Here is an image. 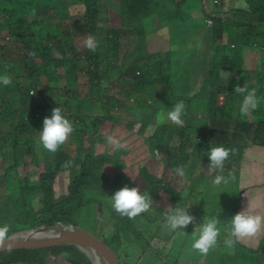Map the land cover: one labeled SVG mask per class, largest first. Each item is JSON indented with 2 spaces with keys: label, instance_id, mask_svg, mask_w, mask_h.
Listing matches in <instances>:
<instances>
[{
  "label": "trees",
  "instance_id": "16d2710c",
  "mask_svg": "<svg viewBox=\"0 0 264 264\" xmlns=\"http://www.w3.org/2000/svg\"><path fill=\"white\" fill-rule=\"evenodd\" d=\"M34 1L0 0V14L3 17L0 19V70L3 69L4 74L12 78L9 86L0 84V159L4 166L0 180L12 174L10 189L3 187L0 195L13 202L15 215L20 217L21 227L14 230L33 227L58 213L69 217L73 208L82 207L87 200H101L102 206L106 204L111 207L115 219L114 236L110 241L101 238L117 252L121 262V249L125 251L126 247L141 240L144 241L143 248L150 249V240L144 234L153 238L159 232L167 231L164 226L166 210L160 203L163 188L170 187L173 208L178 204L185 208L188 206L189 198H181V190L186 187L184 182H168L166 177L152 181L147 162L155 152L165 151V161L170 166L174 165L176 158L183 156L187 174L199 162L209 171L210 159L207 154L211 147L222 145L234 148L235 154L230 155L225 162V172L241 168L247 149L252 147L251 143L256 141L258 144L260 141L254 135L257 127L259 131L264 123V70L257 62L253 73L258 75V79L253 75L248 76L252 69L244 64V56L237 54L239 44L230 37L238 36L242 50L264 49L261 33L251 23L264 22V0L254 1L256 5L249 14L258 15L249 18L224 16L222 5L213 3L212 7L205 6L207 13L202 11L206 17L221 22V28L215 21L211 30L214 31L218 26L221 39L224 37L225 42L230 40L234 44V47L231 46L233 51L224 53L222 58L213 56L208 72L197 68L192 57L177 56L175 60H171L174 55L171 49L166 53L167 61H163L166 55L153 57V53L141 46L133 51L126 49L123 53L126 45L123 43L124 37L131 36L133 32L146 35L151 29L125 26L121 16L117 17L120 19L119 25L113 27L117 18L111 25L104 22L107 34H97L102 15L93 0H73L70 5H64L63 10L58 5L61 0H53L56 1V9L66 10L59 25L69 26L70 29L75 21V17L71 16L73 12L70 6L83 4L85 8V30L87 34L94 35L99 47L95 53L87 48L76 47L71 42L72 38L68 37L70 29L59 31L56 27H51L56 20L46 18L42 21L40 18L26 16V13H18V4L34 5ZM146 1L145 13L159 15L157 21L162 25H169L171 29L178 21L175 24L173 20L161 21V11L163 13V9L169 7L173 16L179 15L188 0H171L173 4L167 0ZM192 1L194 10H199L207 0H201L200 4ZM110 3L116 1L108 0V6ZM217 13L222 16H216ZM109 14L111 10L107 9V18ZM183 20L184 17L180 19L181 22ZM186 20L190 21L192 18L187 16ZM45 25H48V31L46 37H43ZM208 38H211V34H208ZM103 39H107V42L104 43ZM170 39L173 44V32ZM228 43L221 44L223 47L217 45L215 50L220 51ZM189 48L193 46L189 44ZM36 54L40 57L41 68L38 67ZM16 56L20 59H16ZM15 60L23 62L27 76L31 77L30 85L24 87L21 78L13 74L12 65L17 62ZM217 68L229 71L230 75L225 83L212 85L210 80ZM137 71L141 74L138 75ZM242 72L247 73V76H241ZM81 83L89 86L88 97L100 108L93 113L94 116L80 104ZM245 83L250 90H256L260 102L257 109L247 117H241L239 106L243 96L235 94L234 88L237 84L244 86ZM180 100L187 105V114L182 117L183 123L176 125L167 119V112ZM56 104L66 118L73 122L74 129L79 125L86 129L88 146L82 155L72 156L65 144L62 145L55 153L54 163L51 160L49 166L40 170L34 180L31 173L21 174L31 164H38L36 151L30 147L36 126L31 120L32 106H36V115L39 116L40 111H51ZM118 112L121 114L117 115ZM159 112L162 113V124L171 126L175 132L169 142L145 135L149 127H156L151 120ZM126 113L137 114L138 121L128 120ZM124 114L127 124L122 126L118 121ZM100 122H103L102 127ZM107 132L120 140L124 147L117 150L110 145L107 142ZM259 149L261 147L257 146V150ZM71 164H75L77 172L71 174L68 191L57 196L58 175L69 172ZM206 173L202 169V179L210 175ZM139 176H146L151 183L153 207L134 219L120 216L112 207L111 196L126 185L134 187ZM34 194L40 201L38 208H35L32 201ZM152 228L156 229L155 233L150 232ZM236 244L239 245L240 242ZM60 252H66L74 264H92L86 254L74 245L3 251L0 252V264H46V254L56 256ZM126 255L129 258V254Z\"/></svg>",
  "mask_w": 264,
  "mask_h": 264
},
{
  "label": "rangeland",
  "instance_id": "374dc122",
  "mask_svg": "<svg viewBox=\"0 0 264 264\" xmlns=\"http://www.w3.org/2000/svg\"><path fill=\"white\" fill-rule=\"evenodd\" d=\"M30 2L32 0H26ZM53 0H42V1H34L33 3H20L17 5L18 13L25 14L31 18H40L42 21H45L46 18L56 20L55 24L51 27H56L57 30L61 31L65 28L70 29L69 26L64 27L63 25H59L60 19L61 21L65 17L63 15L65 11L63 10L64 5H70L73 0H61L58 4L60 5L61 10L55 8L54 3L56 1ZM94 4L97 8H100V12L102 18L100 19L97 34H107L106 29L103 23H106V11L107 9H112L111 14L119 13L120 10L121 15L125 17V9L123 10L124 14L121 12V6L116 9L110 8L112 3L108 6V0H93ZM116 1V0H115ZM168 2L171 0H167ZM196 4H200L201 0H195ZM136 3V0H135ZM193 1L188 0L183 8V12L179 15H174L169 11V7L163 9V13L161 11L160 20H173V24L175 21H178L177 24L172 25L171 29L174 34V42L170 45L168 40V33L159 35V39L154 42L152 47L153 54L152 56L158 55H166L168 52L167 45L169 44V49L172 50L173 56L177 54L178 57H192L194 58V63L197 68L201 69V63H199L195 59V53L197 51L195 40L200 38L199 41L203 38H206L208 34H211V39L216 43L217 40L221 44H227L225 48H222L221 56L223 57L224 53L232 52L231 42H225L224 37L221 39V36L218 32V26L221 28V22H219L218 26L214 31L211 30L207 26L205 14L200 12L199 10H194L192 6ZM126 5L125 3L123 4ZM213 0H207L205 2L206 7H212ZM36 7V8H35ZM102 7V8H101ZM109 7V8H107ZM77 13H71L72 17H75V21H73V27L70 29L68 37L72 38L71 42L77 47L79 46L81 49H85L84 40L88 36H93L92 34H87L85 30V17H84V6L80 4L77 8ZM142 7H139L138 11H134L137 14H141ZM70 11V10H69ZM114 11L116 13H114ZM110 12V11H109ZM111 14H109V20L111 19ZM224 16L232 17L231 15H227V13H222ZM220 13H217L216 16H220ZM187 16L191 17L192 20L187 21ZM222 16V15H221ZM184 17V20L181 22L180 19ZM3 18L0 14V19ZM117 16H114V19ZM121 18V17H120ZM113 19V20H114ZM159 19V17L157 18ZM157 19L156 28L157 33ZM37 20V19H36ZM119 20L114 23L113 27L119 25ZM154 20H147L146 27L149 28L153 24ZM110 25V23H108ZM44 26L43 29V37H46L48 28ZM141 27V26H138ZM144 27V26H143ZM166 28H170L169 25H166ZM137 36V35H132ZM95 38V37H94ZM231 40H236L239 44V48L237 50V54H241L244 57V63L246 67L252 69L249 72L248 76H256L258 79V75L253 73V70L257 68V62L259 63L261 69L264 70V49L256 51L252 49L250 51L251 58L247 56V51L243 49V46L240 45V40L238 36H231ZM8 39H6L7 41ZM137 41L134 38L132 41ZM145 40V38L141 39ZM103 42L106 43L107 39H103ZM17 44L19 42H16ZM136 43V42H135ZM254 42L252 41L251 44ZM189 44L193 46V48H189ZM126 49L133 51V44H126ZM219 51V52H220ZM242 51V53H241ZM37 53V50H36ZM176 53V54H175ZM123 55V54H122ZM166 58L163 61H167ZM16 59H20L17 56ZM172 58L171 60H173ZM12 65V72L15 75H18L23 81V86L30 85L31 77L27 76V69L25 70L23 62L19 60ZM36 61L38 62V67L41 68V60L36 54ZM217 72H214L210 83L212 85H217L219 83H225L230 75L229 71L224 70L223 68H218ZM0 74H4L3 69L0 70ZM241 76H247V73L242 72ZM196 78V76L194 77ZM261 81V80H260ZM109 84V82H108ZM1 86H3L1 84ZM24 86V87H25ZM80 95H82V108L86 109V111L92 115L94 112H98L100 108L93 104L88 97L89 86L85 83L80 84ZM58 93L57 91H55ZM121 94V93H116ZM2 93L0 90V97ZM119 96V95H117ZM58 107L57 104L54 108ZM52 108V109H54ZM51 111L41 112L39 116L36 115L37 108L36 106H32L31 111V120L36 125L34 138L30 143L31 149L36 151L38 164H31L28 169L22 170V173H31L35 178L38 176V172L40 170H45L49 164L55 160V153L48 152L43 148L42 145L38 144L39 132L42 131L43 128V119L47 116H51ZM88 114V115H89ZM121 113H117L119 115ZM128 120L138 121L137 114L126 113ZM162 113L154 114V118L151 120L152 123L156 125L149 127V131L146 132V136H156L159 141L169 142L172 136L175 134L174 130L171 126H166L162 124ZM71 121V120H70ZM119 124L125 126L127 124V118L124 114L123 118L120 119ZM89 123V121H88ZM103 122H100V126L102 127ZM103 130V129H102ZM106 132V130H104ZM108 136H112L110 132H107ZM87 131L84 127H79L74 130V132L69 137L68 141L65 143V148L71 153L72 156H80L84 149L88 146V140L86 138ZM255 138L260 140L257 144L256 141L251 143L252 147L247 149V153L244 156L243 164L241 168L232 170V171H219L218 173H211V171L207 169L206 166H203L200 162L197 163L194 169L186 174L185 177L176 176L173 171L175 167L179 165L185 166V159L183 156L176 158L173 166H170L165 161V151L155 152L148 160L147 167L150 170L149 174L153 177V180H159L161 177H166L167 181L169 180L173 182H184L185 188L181 190V198H189L187 203V208L189 212L192 213L196 217L195 224H190L186 229L178 230L177 232H172L169 229L164 232H159L155 237L150 238L147 233L144 234L150 240L151 248L144 249V241L141 240L136 242L135 244L126 247L120 250V254L122 256L121 262H125V264H264V231H261L257 236L247 238L240 242L239 245L235 243L232 248H228L224 245V239L228 238V221L238 212L242 211L250 202L251 209L254 213H259L264 215V123L261 124V127H258L255 131ZM257 146H260L261 149L257 150ZM29 160V158L27 157ZM3 162L0 159V175L3 174ZM54 163V162H53ZM206 167V168H205ZM38 169V170H37ZM202 169H204L207 175V178L202 179ZM37 170V171H36ZM76 166L75 164H71V169L69 172L60 173L57 178L56 183V191L57 196L62 195L68 191V182L70 181L71 174H75ZM116 172V171H115ZM14 173V172H12ZM229 173L235 176L234 181H230L227 185H221L219 187H214L212 181L214 180L216 175H224L228 176ZM37 174V175H36ZM212 174V175H211ZM36 175V176H35ZM132 181V178H129ZM12 174L7 175L5 178L0 180V190L3 187L9 188L11 186ZM194 186V187H193ZM139 187L141 192H148L152 195L151 192V183L147 179L146 176H139L136 179L135 186ZM162 199L160 201L161 205L167 211L169 207H172L173 201L171 199V191L170 187L163 188L161 190ZM33 204L35 208L40 206V201L37 196L34 194L32 197ZM101 200H87L82 207H75L68 214L71 221L76 224L83 226L84 228L92 231L100 237L107 238V241H110L114 235V225L115 219L112 216V209L108 205H101ZM208 211V213H205ZM218 217L221 221L219 227L221 229V235L218 240L217 246L212 249L207 255H200L198 252L191 249L192 243V234L194 232V228L197 225H200L204 222L205 217ZM222 219L224 221H222ZM5 224L9 225L10 230L19 229L21 227L20 217L15 215V209L13 208V202L7 199L5 196L0 195V226H4ZM16 231V230H14ZM156 229L152 228L150 230L151 233H155ZM185 231L187 234H178L180 232ZM126 239L123 241L125 245ZM59 252V250H58ZM126 254H129V258L125 257ZM127 256V255H126ZM46 264H74L72 263L66 252H60L58 255H52L48 253L45 255Z\"/></svg>",
  "mask_w": 264,
  "mask_h": 264
},
{
  "label": "clouds",
  "instance_id": "9594fccd",
  "mask_svg": "<svg viewBox=\"0 0 264 264\" xmlns=\"http://www.w3.org/2000/svg\"><path fill=\"white\" fill-rule=\"evenodd\" d=\"M222 2V1H221ZM223 13L229 9L223 4ZM145 11V10H144ZM207 26L214 27L208 24ZM84 47L89 51L95 53L99 47V42L93 37L88 36L84 42ZM234 44H231L232 47ZM140 71H137V74ZM141 74V72L139 73ZM138 74V75H139ZM0 84L7 87L12 84V78L8 74H0ZM235 94L243 96V100L239 106V113L241 117H247L249 113L259 106V99L255 89H249L245 83L244 86L237 84L234 88ZM34 95V94H33ZM187 114V105L183 100L175 103L171 110L167 112V119L176 125L183 123L182 117ZM73 122L70 121L63 114L60 107L52 109L51 116L43 119V128L39 132L38 144L42 145L45 150L51 153L59 151L60 147L64 145L71 134L74 132ZM107 142L115 149L119 150L124 145L114 136H108ZM236 149L226 148L224 146L211 147L208 152L210 164L208 168L211 172L215 173L218 170L222 171L225 167L226 160L230 155H234ZM70 163V162H67ZM178 177L186 176V168L184 165H179L173 170ZM235 176L229 173L228 176L216 175L212 184L214 187H219L222 184L227 185L230 181H234ZM112 207L117 214L129 219H134L142 213L149 212L153 207V197L148 192H141L139 187L124 186L117 190L111 196ZM165 227L172 232L186 229L190 224H195L196 217L191 215L188 208L181 207L178 204L176 207H169L164 213ZM221 221L218 217H205L204 222L194 228L192 234L191 249L198 252L200 255H207L217 244L221 235L219 227ZM229 231L228 238L224 239L223 243L226 247L232 248L235 243L242 242L243 240L257 236L261 231H264V215L254 213L251 209L250 202L247 206L237 214H235L228 222ZM10 231L9 225L5 224L0 226V241L5 240L7 233ZM178 234H187L185 231ZM10 250V248H9Z\"/></svg>",
  "mask_w": 264,
  "mask_h": 264
},
{
  "label": "water",
  "instance_id": "95a60500",
  "mask_svg": "<svg viewBox=\"0 0 264 264\" xmlns=\"http://www.w3.org/2000/svg\"><path fill=\"white\" fill-rule=\"evenodd\" d=\"M6 235L10 239L0 241V252L74 245L86 254L92 264H121L117 252L100 236L62 213L33 227L9 231Z\"/></svg>",
  "mask_w": 264,
  "mask_h": 264
},
{
  "label": "crops",
  "instance_id": "0c3cea01",
  "mask_svg": "<svg viewBox=\"0 0 264 264\" xmlns=\"http://www.w3.org/2000/svg\"><path fill=\"white\" fill-rule=\"evenodd\" d=\"M178 2H180L181 0H177ZM222 4L225 7H228V11L226 12L227 15H231V16H237V17H244V18H249L253 15H258L257 13H253V14H249L250 12H253V10H251V8H254V6L256 5L254 3L255 0H221ZM126 4L125 6L123 4ZM147 4L146 0H116V3H112V6L110 8H114L116 9L117 7L119 8L121 6V12L122 14H124L123 10L125 9V17L124 15L122 16L120 13H116L114 11V13L116 14H111V19L109 20V18H106V23H110V25L112 24V21L114 19V16L117 17H121L122 16V22L123 25L128 26V27H137V28H141V27H146L145 24H147V20H151L153 19L154 22L151 25V27H149L151 30L150 33L146 34V35H142L139 34L138 32L134 33L133 30L129 33V35L133 32L134 35L137 36H129V37H124L123 39V43L125 44H133L134 48L136 47H143L147 52H151L153 53V51L151 50L154 42L159 39V35L161 33L166 34L168 33V40L170 37V34L172 32V30L169 28H166V25H162L160 22L157 21V33H156V28L154 26V23L156 25V18L159 15H152L151 13H145V6ZM142 7L141 9V14H137L134 11H138L139 7ZM79 6L72 4L70 6V9L72 10L73 13H77V9ZM202 10L206 11V7L204 5L203 8H199V11L202 12L204 14V12ZM112 11V9H111ZM248 12V13H246ZM207 13V11H206ZM216 21V25H218V21ZM253 25L257 26V31L261 33V37H262V42H264V22L262 21H258V22H251ZM141 26V27H138ZM147 28V27H146ZM148 28V29H149ZM134 38L137 39V41H132ZM145 38V40H141ZM200 38L195 40L196 43V47H197V51L195 53V59L201 63V69L204 70V72H208L211 68V59L213 58L214 55H216V58H222L221 56V51H216L215 47L218 45L220 47H223L221 45V43H219V41L217 40V42L215 43L211 38H208V36L206 38H203L199 41ZM136 42V43H135ZM169 43L171 44V39L169 40ZM139 44H143V45H139ZM264 44V43H262ZM261 44V45H262ZM167 48L169 51V44L167 45ZM126 48H124L123 53L125 52ZM247 51V56L249 58H251L250 55V49H245ZM177 54L174 56H172V58H174V60L176 59ZM245 57V56H244ZM243 62H244V58H243ZM245 64V63H244ZM246 65V64H245ZM218 69V68H217ZM215 70L214 72H217L218 70ZM161 113V112H159ZM134 128V127H133ZM151 128V127H150ZM149 131V130H148ZM146 135V133H145ZM157 139V138H156ZM158 140V139H157ZM264 193V192H263Z\"/></svg>",
  "mask_w": 264,
  "mask_h": 264
},
{
  "label": "built area",
  "instance_id": "2783aa9c",
  "mask_svg": "<svg viewBox=\"0 0 264 264\" xmlns=\"http://www.w3.org/2000/svg\"><path fill=\"white\" fill-rule=\"evenodd\" d=\"M213 3L214 4H217L218 6H220L221 4H222V2H221V0H213ZM225 9H226V7H225ZM208 24L209 25H213V20L212 19H209L208 20ZM234 46V45H233ZM140 72H138V74H139Z\"/></svg>",
  "mask_w": 264,
  "mask_h": 264
}]
</instances>
